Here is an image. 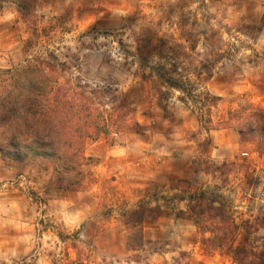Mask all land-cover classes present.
<instances>
[{
    "label": "rangeland",
    "instance_id": "rangeland-1",
    "mask_svg": "<svg viewBox=\"0 0 264 264\" xmlns=\"http://www.w3.org/2000/svg\"><path fill=\"white\" fill-rule=\"evenodd\" d=\"M142 1L138 10L134 0H35L36 18L28 22L16 4L0 0V69L37 49L54 55L91 86L117 88L138 123L88 141L89 175L65 194L54 191L52 169L41 161L0 158V264H74L78 257L235 264L232 245L246 248L252 261L264 259V204L255 195L264 191V147L249 131L253 115L264 117V0H192L184 8L179 0ZM157 9L187 31L161 36L169 48L159 38L146 62L122 27ZM26 41L42 47L24 52ZM203 165L200 184H188ZM153 195L185 200L160 202L161 213L140 224L144 211H158ZM200 202L229 212L237 238L218 246L175 215H190Z\"/></svg>",
    "mask_w": 264,
    "mask_h": 264
},
{
    "label": "trees",
    "instance_id": "trees-1",
    "mask_svg": "<svg viewBox=\"0 0 264 264\" xmlns=\"http://www.w3.org/2000/svg\"><path fill=\"white\" fill-rule=\"evenodd\" d=\"M10 1L22 9L23 19L34 21L35 0ZM191 1L179 0L178 5L183 4L184 8L185 4ZM142 2L144 1L134 0V7L139 10ZM206 15L209 21L211 15ZM165 17V12L157 9L155 15L129 17L124 21L122 31L127 28L132 31L136 56H145L146 62H149L155 42L161 36L186 34V24L171 23ZM262 25L264 26V17ZM208 30L211 31L207 29L205 33H209ZM160 42L162 49L169 48L163 37ZM39 45L42 47L39 41H26L23 50L32 51L34 48H40ZM175 45L183 48L181 42ZM37 50L36 54L18 66L0 69V158L17 163L41 161L42 165L52 169L51 181L54 191L65 194L82 185L83 179L89 175L86 168L93 163V158L86 156L88 141L98 140L101 136L109 139L114 130H128L138 123L134 118L135 109L121 98L117 88L111 85L91 86L81 77L67 72L65 64L57 62V57H44ZM235 112L232 110L231 114ZM253 116L258 120L253 122L255 125L251 124L249 131L259 134L261 145L264 147V117ZM204 164L206 166V163ZM203 167L204 165L194 168L193 179L188 184H200ZM178 191L185 193L182 189ZM151 198L156 200L158 213L154 210L144 211L139 220L140 224L149 218L150 214L155 219L161 213L160 202L185 200L184 197L177 196L153 195ZM150 200L143 203L147 205ZM175 215L190 218L200 230V234H212V240L218 246H225L228 240L236 239L239 234L235 218L225 209L214 205L203 206L200 202L192 208L190 215L184 210L177 211ZM205 221L210 223L203 225ZM231 250L235 264H264V259L252 261L249 251L244 247L232 245ZM74 264L92 263L78 257ZM101 264L108 262L102 260Z\"/></svg>",
    "mask_w": 264,
    "mask_h": 264
},
{
    "label": "built area",
    "instance_id": "built-area-1",
    "mask_svg": "<svg viewBox=\"0 0 264 264\" xmlns=\"http://www.w3.org/2000/svg\"><path fill=\"white\" fill-rule=\"evenodd\" d=\"M255 195L257 199H259L262 202V204H264V191H262V189L259 188L258 190L255 191Z\"/></svg>",
    "mask_w": 264,
    "mask_h": 264
}]
</instances>
